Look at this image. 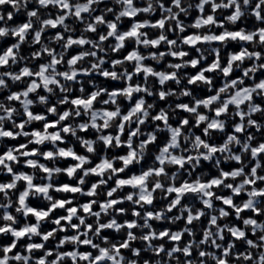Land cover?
I'll use <instances>...</instances> for the list:
<instances>
[{
	"label": "clouds",
	"instance_id": "1",
	"mask_svg": "<svg viewBox=\"0 0 264 264\" xmlns=\"http://www.w3.org/2000/svg\"><path fill=\"white\" fill-rule=\"evenodd\" d=\"M176 2L179 7L174 8L166 5L165 0H138V2L137 0H12L11 16L24 15L28 29L20 24L10 23L6 8L0 7V21L3 22V26L0 27V44L5 39L14 41L9 49H5L4 54L0 55V66H7V70L0 67V94L11 92L13 86L28 85L20 95L19 107L7 97L0 99V147H7L9 157L15 154L16 161L19 162L11 164L12 169L19 168V172L13 175L10 181L12 190L3 191V195L0 196V209H3V213L0 214V238L12 237L13 246L19 245L20 253L25 254L20 259H16L6 251V248L11 246L0 244V252L4 253V259L10 264H36V257L32 253L37 250L32 248V245L38 237L43 236L41 229L53 223L52 218L43 215V209L40 210L41 215H34L28 203L30 199L46 204L49 212L59 207V196L67 194L58 193L55 182L66 176L82 190L80 194L69 197L79 206L87 193L86 186L89 181L98 175L100 179L95 181V185L99 191L96 192L94 203L99 204L101 197L105 196V189L114 180L119 179L117 165L119 170L124 172L132 166L138 167L141 172V179L132 181L130 191L126 190V186L119 184L111 191L128 205L125 211L134 212L137 205L139 209L144 210L143 215L135 217L132 221L138 225L136 234L129 236L135 244L143 246L144 253L151 257L157 247H166L165 244L158 242L149 243L146 239L148 234H158L160 231L152 220L154 219L157 224L163 223L177 227L180 226L185 212L189 213V218L197 225L191 228L186 223L182 227V231L190 237L188 243L192 250L196 253L208 251L207 258L197 255L189 261L188 257L182 258L173 252L170 256L166 253L157 255L144 261V264H215L219 250L225 247V241L231 250L229 264H249V261L250 264H264V220L253 224L251 219L245 217L241 211H237L236 218L242 223L234 224L231 213L222 205L216 204L215 201L220 200L221 197L212 195L215 189L201 186L210 175L209 169L205 167L207 164L212 170L220 173L218 179L222 187L219 191L228 193L225 197L227 200L235 201L237 194L244 195L250 190L255 191L248 187V182L255 178L256 173L264 172V160H260L252 152L253 140H261L264 137V106L257 105L253 97H264V90H258L255 86L244 91L239 90L242 87L241 81L252 80L256 75L264 73V42L261 39L242 40L239 36L231 35L220 41L217 39V27L215 24L208 23L207 17L199 18L195 22L198 26L187 22L194 12L205 6V0H176ZM211 2L214 9L211 15L218 17L216 24L222 26L223 33L239 31L246 37L264 36V9L261 7L264 6V0H258V2L257 0H211ZM29 5L34 7L30 9ZM61 8L65 10L63 13ZM49 9L56 12L55 19ZM229 9L235 11L229 13ZM85 12L87 16L83 19L77 15V13ZM98 12L103 17L102 20L96 19ZM226 13L229 14L226 15ZM157 14L166 23V28L151 27L155 23L152 17ZM178 15H182L185 18L184 21H178ZM136 16H140L141 19L133 20L131 31H134L136 35L132 37L124 38L125 34L116 30H110L106 34L101 31L100 34L104 36V42H102L99 39L93 40L87 31L90 26L102 30L115 24L119 28ZM254 16L255 19H253ZM219 17L224 18L219 19ZM68 20H71V23L67 22ZM179 24H183V31L191 30L195 33V38L191 42L192 47L195 48L194 53L191 48L185 47L183 31L174 33L175 40L170 47H166V52L150 51L154 48V33L159 32V37L156 38L157 43L167 45V37ZM54 25L61 27L68 37L79 32L82 38L93 45V47L82 49L78 65L59 63L60 60L69 56L72 41L70 38L62 40L59 35H52L51 30ZM78 25L80 27H77ZM146 26L149 28L147 31ZM44 33L49 35L44 38ZM112 36H119L121 39L115 43L107 42L108 37ZM161 37L164 39L161 40ZM133 42L137 47L131 61L125 59L117 62L113 68H104V64L110 62L118 51L122 52L127 44ZM56 46H59L60 50L55 53L52 60L43 56L44 67L32 68L36 64V59L41 58L42 53L53 50ZM76 46L80 45L77 43ZM237 47L245 50L243 58H236L239 54L233 49ZM26 48L34 49V51L26 55ZM226 50L229 60L228 69L233 73H241V77L235 84L224 75L222 55L219 56L218 63L215 65L219 71L214 76L207 77L212 82L197 81L195 85L192 83V62L187 58L181 59L179 60L181 67L177 68V61L170 59L173 53L178 55L186 51L192 60L199 61L201 65L207 67L209 61L217 59L218 54H223ZM148 61H151V64H148ZM159 65H164V68L158 70ZM17 68L20 70L16 71ZM29 68H32L31 74L36 75L39 82L25 79L30 75ZM62 68L66 69V75L64 71H61ZM148 68L152 71L149 72ZM138 70L144 71L142 82L137 76ZM80 71L90 73L92 78L75 79L74 74ZM105 71L110 72L108 79L126 85L120 96L108 95L106 100L101 98L108 89L102 86L103 80L97 77H102ZM169 72L175 77L174 82L169 80ZM221 77V87L217 88L215 81ZM130 78H135L136 86L131 85ZM9 79L11 83L8 82ZM193 87L207 88L213 95L209 99H201L199 93L193 91ZM41 88L44 90L43 95L40 92ZM88 88L93 89L92 95L96 96L97 103L73 105L71 103L73 93L79 92L81 97L87 98ZM160 93H164L167 103L160 107L159 115L171 121L189 119L197 121V124L206 125V139L198 138L197 125L184 130L182 127L173 129L171 123L163 126L158 124L152 117V113L159 105ZM137 95H139V103L126 114L128 118L124 119L125 105L121 103V100L131 104L133 97ZM149 96L153 97L151 101L148 100ZM186 99L191 104L192 111L187 117H181L178 102ZM53 107L55 111H52ZM228 107H231L232 111L226 113V119L214 115L217 109L225 113ZM6 109L12 111L9 113ZM61 109H64V112ZM34 110L35 113L29 116L28 113ZM37 116L54 117L60 128L52 130L45 127L48 120H38ZM256 117L259 119L257 120ZM17 120L23 123V128H18ZM134 124L135 128H133ZM8 125H11V130L26 147L17 150V145L6 143L4 129ZM65 127L67 131L64 130ZM229 127L234 130L242 127L247 135L241 138L234 132L229 133ZM253 127L256 128L255 132L250 131ZM34 128L40 132L39 135L29 134ZM86 129L90 130L89 135H84ZM105 129L113 130L116 134L106 135ZM165 130H168L170 135L169 147L159 153L154 150L150 152L149 148L141 143L145 135L149 138L157 137ZM125 131L131 133L126 139L122 134ZM57 133L63 139V143L55 138ZM217 134L226 137L222 145H216L218 154L208 147V142L214 140ZM121 145L128 148L124 159L116 154L120 151ZM28 152H35L37 155L29 157ZM69 153L79 156V159L73 160ZM150 156H155L156 160L150 163L148 170H145L142 167L143 161ZM97 157L100 161L98 164L95 163ZM188 157L192 159H187ZM253 160L256 161L255 165ZM181 161L188 166H181ZM21 164L25 166L21 167ZM65 164L67 168L63 167ZM232 164H239V168L232 171L225 180L224 166ZM0 165H3L0 167V175H7L9 163L0 158ZM250 165H253L254 172L246 171ZM23 177L28 179L23 181L24 187L20 189ZM193 180H195L193 187L196 191L188 197L187 204L178 206L175 200L170 201V187L175 188L182 182ZM16 189H20L22 197L17 196ZM183 195L184 193H181L175 199L181 200ZM144 198L153 200L155 203L148 206L144 203ZM193 200L205 203L207 207L201 209ZM165 202L171 203V208L175 209L176 214H169V203ZM149 207L152 208L154 215L149 214ZM256 207H259L260 212L264 214V201L252 195L247 200L236 203L234 210H252ZM81 211H83L82 206ZM201 212L204 216L213 218L207 229H204L201 221L196 219ZM68 218L77 220L82 231L74 234L75 238H73L66 234L61 235V229L65 225H58L52 229L50 238L59 245L52 249L57 257L60 256L61 247L72 245L73 248H79L82 243L79 237L83 235L89 242H101L97 244V248L101 247L102 242L107 239L109 255L116 257L114 264H141L142 258L135 256L124 255L121 261V254L113 250L115 245L121 243V240L113 241L111 238L103 237L99 232L101 224L104 223L105 228L111 227L116 230L118 236L127 234L124 225L120 223L119 210L112 206L110 199L107 206L101 207L98 213L86 212L84 215H79L73 211ZM88 221H92V227L97 231H87ZM221 221H223L222 225ZM66 226L71 231L72 225ZM221 228H223V234H221ZM202 231L204 237L197 239ZM249 232L254 234V240L251 236L243 235ZM230 236L239 237V239H230ZM21 240H26L27 243L21 244ZM30 248L31 252H29ZM20 253L17 255L19 256ZM28 256H31V261L26 258ZM49 264H52L51 260ZM61 264H67V259L61 261ZM79 264H86V262L79 261Z\"/></svg>",
	"mask_w": 264,
	"mask_h": 264
},
{
	"label": "snow or ice",
	"instance_id": "2",
	"mask_svg": "<svg viewBox=\"0 0 264 264\" xmlns=\"http://www.w3.org/2000/svg\"><path fill=\"white\" fill-rule=\"evenodd\" d=\"M138 2V0H137ZM258 2V0H257ZM166 5H171L172 7H179V5L177 4L176 0H165ZM0 7L6 8L7 12H8V19L9 22L12 24H20L22 25L25 29H28L29 26L26 23V17L24 15H17L15 17L11 16V10L13 7L12 4V0H0ZM30 9L33 8V5H29L28 6ZM255 7V5L253 6ZM262 9H264V6H261ZM49 11H52V16L53 19H55L56 17V12L54 10L49 9ZM65 10L63 8H61V13H63ZM214 11V9L212 8V2L211 0H205V6L200 9L197 12H194L192 17L189 19L190 23H193L194 26H198L196 25V21L199 18H204L207 17V22L208 23H212L215 24V26L217 27L218 30V35H217V39L220 41L225 40L228 35H231L233 37L239 36L242 40H253V39H261L262 42H264V36H260V35H256L255 37H246L244 35V33H241L239 31H234L230 34H226L222 32V26H220L219 24H216V21L218 19V17L216 16H212L211 12ZM235 10L234 9H229V13H233ZM229 13H226V15H228ZM78 16L81 17V19H83L84 16H87V12L80 14L77 13ZM224 17H219V19H223ZM96 19L97 20H102L103 17L100 16L99 12L96 14ZM109 19H114L113 17H109ZM141 19L140 16H136L134 18H131L128 20V22L125 25H121L119 26V28H117V26L115 24L109 25L107 27H105L102 30H97L94 27H89L87 29V31L89 32V35L92 37L93 40L99 39L102 42H104V36L101 35V31L103 33H107L110 30H116L120 33H124V38H128V37H132L135 36L136 33L134 31H131V29L133 28V20L135 21H139ZM153 21L155 22L151 27H159V28H166L167 25L164 22V20L162 18L159 17V15L157 14L156 16L152 17ZM184 17L182 15H178L177 16V20L178 21H184ZM253 19H255V16L253 17ZM67 22L71 23V20H68ZM3 26V22L0 21V27ZM77 27H80L79 25ZM145 30H149L148 26H146ZM176 31H183V24H179L176 28L173 29V32L169 34V36L167 37V45L163 44V43H157L156 42V38L159 37V32L154 33L153 35V43H154V48L150 49V51H162V52H166V47H170L171 44L174 42L175 37H174V33ZM51 34L52 35H59L60 38L63 39H71L72 41V46L70 48L69 51V56L67 58H64L62 60L59 61L60 64L62 65H67L69 63H74L77 64L79 63V60L81 59L80 57V52L82 51L83 48H87V47H93V45L89 44L88 41H86L84 38H82L80 36V33L77 32L74 36L68 37L67 34H65L63 32V29L61 27H59L58 25H54L52 30H51ZM49 35V33H44L43 37L46 38ZM183 37H184V42H185V47L186 48H191L192 52H195V48L192 47L191 42L193 41V39L195 38V33L193 31H183ZM31 38V37H29ZM118 39H121V37L119 36H112V37H108L107 42H112L115 43ZM161 40H163L164 38H160ZM14 41L12 40H8L5 39L4 42L2 44H0V55L4 54V50L5 49H9V46L11 44H13ZM77 43L80 46H76ZM37 47H39V44H37ZM137 45L133 42L131 44H127L122 52L118 51L117 55L114 56L112 58V60L108 63L104 64V68L105 69H109V68H113L115 67L116 63L122 60H129L131 61L132 55L136 49ZM59 46H56L53 50H46L44 53L41 54V58H37L36 59V64L32 66V68H42L45 65V61L42 58L43 56H47L49 60H52V58L55 56V53L58 52ZM34 51V49H25V54L26 55H30L32 52ZM143 51V50H142ZM233 51L235 53H238V57L236 58H243V56L245 55V50L242 48H234ZM97 52L99 54V50L97 48ZM102 55V54H100ZM223 56V68H224V75L228 77L229 81H232L233 84H235L238 80L239 77H241V73L236 72L233 73L231 72L227 65H228V55H227V50L223 53V54H218V58L214 59L212 61H209V64L207 67H205L204 65H201L199 63V61L196 60H192V57H189L187 55L186 51H182L180 52L178 55L176 53H173L172 57H170V59L176 60V67L180 68L181 65L179 63V60L187 58L189 59L192 64H193V70H192V75H193V85H195V83L197 81H204L205 83H211L212 81L208 80L207 77L208 76H214L215 73L217 71H219V69L215 66L218 63V59L219 56ZM148 64H151V61H148ZM59 66V65H58ZM93 67H95V65H92ZM3 67L5 70H7V66L3 65L0 66ZM171 67V66H169ZM32 68H29V76H26L25 79H28L29 81L31 80H36L37 82H39V79L36 75L31 74L32 73ZM164 68V65H159L157 66L158 70H161ZM20 69L17 68L16 71H19ZM149 72L152 71L151 68L147 69ZM61 71L66 73V69L62 68ZM11 75V73H10ZM110 76V72L109 71H105L102 75V77H97L98 79H102L104 84L102 86H106L108 91L101 97L102 99H107L108 95H114V96H120L122 94V92L124 91L126 85L123 83H118L115 82L111 79H108V77ZM137 76L139 77V79L141 80V82L144 79V71L143 70H138L137 71ZM74 78L75 79H86V78H92L91 74L86 72V71H80V72H76L74 74ZM169 80L170 81H175V77L171 74V72H169ZM221 78H218L215 81L216 87L219 88L221 87ZM9 83H11V80L9 79L8 81ZM255 82V83H254ZM130 83L132 86H136V80L135 78H130ZM242 87L239 89L240 91H244L245 89H250L251 87L255 86L258 90H264V73H260L258 75H256L255 77H253L252 80H247V81H241ZM28 85L24 84V85H17V86H13L11 92H5L0 94V99H4L5 97H7L9 100H11V102L16 105L17 107L20 106V95L21 93L27 89ZM59 90V89H58ZM193 91L199 93V97L201 99H209L211 98V96L213 95V93L209 92L207 88H200V89H196L195 87H193ZM41 94L43 95L44 90L41 88L40 89ZM93 93V89L92 88H88V96L87 98L81 97L79 95V92H74L72 97H71V103L73 105H83V104H96L97 103V98L95 95H92ZM255 98V102L257 105H261L264 106V97H253ZM153 99L152 96L148 97V100L151 101ZM121 103H123L125 105L124 107V119H127V113L134 107H136V105L139 103V95L134 96L131 104H128L127 102L121 100ZM167 103V100L164 99V93H160V97H159V105L156 109V111H154L152 113V117H154L156 119V122L158 124H161L162 126L166 123H171L173 125V129L176 128H183L184 130H186L188 127H192L193 125H197L196 127V131L199 134L198 138L201 139H206L207 137V126L204 124H197V121L194 120H189V119H178L175 121H171L166 119V117H162L159 115V111H160V107H162L163 105H165ZM179 103V112L181 117H187L188 114L192 111V106L189 103L188 99H186L185 101L182 102H178ZM54 104V101H53ZM67 107V104L65 105V108ZM214 107V106H213ZM143 110V106L141 105V111ZM7 112H11V109H6ZM52 111H55V108L53 107ZM62 112H64V109H61ZM201 111H203V109H201ZM232 109L231 107H228L225 109V113H221L218 109L217 111L214 113V115H218L220 116L221 119H226V113L231 112ZM35 113V110L33 112H29L28 115L31 116ZM70 115V113H68ZM167 115V114H166ZM38 120H48V123L46 125H44L45 127L52 129V130H56L60 128V125L56 122V119L54 117L52 118H48L45 116H37ZM66 119V117H65ZM239 119V118H238ZM256 119L258 120L259 117H256ZM149 123L151 122L150 120L148 121ZM18 128H23L24 125L21 121L17 120L16 121ZM235 123V122H234ZM136 125H133V128H135ZM154 127V126H153ZM65 131H67V127H65L64 129ZM4 131L6 132V143L7 144H11V145H17V150L22 149L24 147H26L25 145L20 143V138L16 136V134L11 130V125H8L6 127V129H4ZM215 133V130H213ZM250 131L255 132L256 128L253 127L252 129H250ZM228 132L229 133H233L235 135L241 136V138H243L244 135H247V133L244 132V129L242 127L237 128V129H233L232 127L228 128ZM29 134H35V135H39L40 132L38 130H36L35 128L29 132ZM90 134V130H84V135H89ZM105 134L106 135H115L116 133L113 130L110 129H105ZM123 136L125 137V139L127 138L128 135H130L131 133L125 131L122 133ZM259 134V133H258ZM57 139H59L61 141V143H63V139L59 136V133H57L56 137ZM225 136L224 135H216V138L210 142H208V147H210L212 149V151L217 152L218 154V150L216 148V145H222L224 143L225 140ZM169 141H170V135H169V131L165 130L161 133H159V135L157 137H152L149 138L148 135H145L142 140L141 143L146 145L149 148V151H155L156 153H159L161 150L168 148L169 147ZM102 148L100 149V151L102 152ZM239 151V149H237ZM128 148L121 145L120 147V151L118 153H116L117 155L121 156V159H124L125 154L127 153ZM252 152H254L260 160H264V137H262L261 140H253L252 142ZM29 157H34L35 155H37V153L35 152H28L27 154ZM46 155H50V154H46ZM69 156L73 157V160H78L79 156H74L73 154L69 153ZM0 158L4 159L5 161H7L9 163V172L7 175H0V196L3 195V191H11L12 190V185L10 184V181L13 178V175H15L17 172H19V168L17 169H12L11 164L13 162H17L16 158H15V154L12 155V157H9V149L7 147H0ZM187 159H192V157H188ZM156 160L155 156H150V158H145L143 161V165L142 167L145 170L149 169V165L152 161ZM99 161V157H97L96 160V164H98ZM256 161L253 160V165H255ZM181 166L183 167H187L188 165L184 162L181 161L180 162ZM253 165L249 166V169H247L246 171H255V169L253 168ZM3 165H0V167H2ZM25 165L21 164V167H24ZM63 167L67 168V164L63 165ZM117 176L119 177V179L114 180L109 186L108 188L105 189V196L101 197V202L99 204L94 203L95 199H96V192L99 191V188L95 185V181L99 180L100 177L94 176L92 180L89 181L88 185L86 186L87 189V193L86 195H84L83 199L80 201L79 206L76 205V202L74 200H70L69 197L70 196H74V195H78L80 194V192L82 191L80 188H78L75 184L74 181H69L67 179V177H63L61 180L56 181V189L58 193H66L67 195H60L59 196V207L55 208L54 210H52L51 212L48 211V206L46 204H41L38 200H29L28 203L31 205L32 211L34 213V215L39 216L41 215L40 210L43 209V215L45 217L48 218H52L53 219V223L50 225H46V227L44 229H41V231L44 233L43 236L38 237L37 241L32 245V248H35L37 251H35L34 253H32L33 255H35L36 257V264H49V260L52 261V264H61V261L67 259V264H79V261H85L86 264H114L116 257L115 256H110L109 255V250L107 247V239H105L102 242V246L97 248V244L101 243L99 241H93V242H89L88 240L84 239L83 235H80L79 237V241L82 242L81 246L79 248H73L72 245H68L66 247H61V252H60V256L57 257L55 252L52 251L53 248L58 247L59 245L55 244L51 238H50V233L52 232V229H55L58 225H65V227H63L61 229V235H67L68 237H74V234L76 233H80L82 230L80 228L79 222L75 219H69L68 216L71 212L76 211L79 215H84L86 212H93V213H98L101 207H106L107 203L109 201V199L111 200L112 206L119 210V214H120V223L124 225L125 227V232L127 233L126 235L123 236H118L116 230L112 229L111 227L105 228L104 227V223L101 224L100 228H99V232L100 234L105 237V238H111L113 241H115L116 239H120L121 243L119 245H115L114 246V251L117 253L121 254V261L123 259L124 255H127L129 257H141V264H144V261L146 260H150L152 258H154L157 255H162V254H168L169 256L175 252L176 255L183 257H188L189 261H191V259L194 256H201L204 258H207L208 255V251H202L199 253L194 252V250H192L190 244L188 243L190 237L187 233L182 231V227L184 224H188L189 227L191 228H195L197 225L194 222V220H192L191 218H189V213L185 212L183 214V217L180 221V226L177 227H173L171 225L168 224H157V222L153 219L152 223L154 225H156L157 228H159V233L158 234H148L146 236V239L149 241V243L152 242H158L160 244H165L166 247L164 248H160L157 247L156 251L152 254V256H148L146 253H144L142 251V245H137L134 243V241L132 239L129 238V236H133L136 234L137 232V228L138 225L134 224L132 221L135 217L143 215L144 214V210L139 209V206H136V211H125L128 208V205L125 204L122 200L118 199L117 194H113V192L111 191V189L113 187H115L117 184L119 185H124L126 186V190L130 191V186L132 184V181L134 179L136 180H140L141 179V172L139 171V168L136 166H132L128 169L127 172H124L122 170H119V166L117 165ZM159 167V165H158ZM205 167L209 169L210 175L206 178V181L204 182V184H202L201 186H207L210 189H215V192L212 193L213 196L215 195H219L221 197L220 200L215 201L216 204H220L222 205L223 208H225L228 212L231 213V218L234 224L236 225H241V221H239L236 218V212L237 211H241L242 214L251 219L252 223L255 224L261 220H264V214H262L260 212L259 207H256L252 210H248V209H235V204L239 203L241 200H247L250 196L255 195L258 196L261 201H264V179H261V177H264V172H258L255 175L254 179H250L248 182V187L250 189H255V191H249L248 193L244 194V195H239L237 194L235 201H230L227 200L225 197L228 195V193H221L219 191V188L222 187V183L221 181L218 179V177L220 176V173L214 171L211 169V167L207 164H205ZM225 171H224V177L225 180L228 179L230 173L234 170H237L239 168V164H232V165H225L224 166ZM45 171H48V169H45ZM160 171H164L163 169H160ZM28 177H23L21 185H20V189H22L24 187V180H27ZM195 183V180L193 181H185L182 182L181 184L177 185L175 188H169V192L171 193V197H170V201L175 200V203L179 206V205H183V204H187L189 202L188 197L193 195V193L196 191V189L193 187ZM154 187H159V186H154ZM20 189H16L17 191V196L18 197H22V193L20 191ZM184 193L183 198L181 200H176L175 198L181 194ZM123 195V194H120ZM21 202H23V200L21 199ZM193 202H196L195 200H193ZM144 203L148 206H152L155 202L153 200L150 199H146L144 198ZM165 203H169V208H170V215H174L175 213V209L171 208V203L170 202H165ZM197 203V207L203 209L206 208L207 205L205 203ZM81 206L83 208V211H81ZM11 211V210H10ZM148 212L150 215H154L152 208L149 207L148 208ZM3 213V209H0V214ZM95 218V217H94ZM196 219L201 221V226L204 229H207L210 225V223L212 222L211 217H206L203 215V212H201ZM126 221V223H125ZM21 222H23V217H21ZM33 223H35V220H33ZM221 225L223 224V221L220 222ZM71 224L72 225V229L71 231H69L68 227L66 225ZM88 229L87 231L92 232V231H97L96 228L92 227V221H88ZM17 229H19V225H17ZM169 229H171V231H169ZM130 230V232L128 231ZM176 233H179L178 235ZM221 234H223V228H221ZM243 235H248L252 237V240H254L255 236L253 233L249 232V233H244ZM204 237V232L202 231L200 233V236L197 237V239H201ZM230 239L232 238H236L239 239V237H229ZM43 241H47V243H43ZM21 244H26L27 241L26 240H21L20 241ZM249 243L251 244V240L249 241ZM0 244L3 245H9L11 247L6 248V251L9 253V255L11 257H15L16 259H20L21 256H24V253H20V246L19 245H15L13 246V241H12V237H8L7 239L4 238H0ZM132 249H135L134 251ZM31 248L29 249V252H31ZM243 249H241L242 251ZM17 253H20V255L18 256ZM231 255V250L229 249V247L227 246V241H225V247L222 250H219L218 252V256H217V260L215 262V264H229V258ZM29 261H31V256L26 257ZM0 264H10L9 261L4 259V253L0 252ZM250 264V261H249Z\"/></svg>",
	"mask_w": 264,
	"mask_h": 264
}]
</instances>
